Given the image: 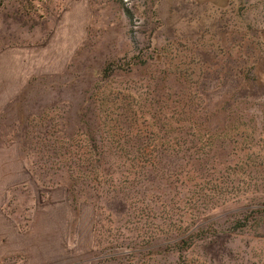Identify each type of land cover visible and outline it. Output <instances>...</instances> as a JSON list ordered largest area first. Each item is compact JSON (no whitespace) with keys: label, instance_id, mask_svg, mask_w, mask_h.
<instances>
[{"label":"rangeland","instance_id":"374dc122","mask_svg":"<svg viewBox=\"0 0 264 264\" xmlns=\"http://www.w3.org/2000/svg\"><path fill=\"white\" fill-rule=\"evenodd\" d=\"M0 264H264V0H0Z\"/></svg>","mask_w":264,"mask_h":264},{"label":"trees","instance_id":"16d2710c","mask_svg":"<svg viewBox=\"0 0 264 264\" xmlns=\"http://www.w3.org/2000/svg\"><path fill=\"white\" fill-rule=\"evenodd\" d=\"M79 157V163H84L83 165H92L95 160H90L87 159V157L83 154L78 155ZM128 158H131L132 163H140L143 159L149 158V163H151V160L153 159L154 161L156 160V157L153 155H147L146 153H141V154H134L132 153L131 155H128ZM87 169V168H86Z\"/></svg>","mask_w":264,"mask_h":264}]
</instances>
